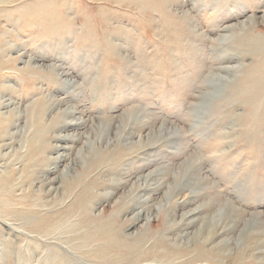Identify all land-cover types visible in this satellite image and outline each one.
Wrapping results in <instances>:
<instances>
[{
  "label": "rangeland",
  "instance_id": "1",
  "mask_svg": "<svg viewBox=\"0 0 264 264\" xmlns=\"http://www.w3.org/2000/svg\"><path fill=\"white\" fill-rule=\"evenodd\" d=\"M263 40L264 0H0V264H264Z\"/></svg>",
  "mask_w": 264,
  "mask_h": 264
},
{
  "label": "bare ground",
  "instance_id": "2",
  "mask_svg": "<svg viewBox=\"0 0 264 264\" xmlns=\"http://www.w3.org/2000/svg\"><path fill=\"white\" fill-rule=\"evenodd\" d=\"M224 41L225 42H229V41H231V39H228L227 37H225L224 38ZM252 43V42H251ZM252 44H254V43H252ZM251 47L252 46H250V45H248V48H249V50H252V52H255V51H258V52H260V53H258V54H261V55H263L264 54V40L263 41H259V42H257V41H255V45H254V47H252V49H251ZM264 56V55H263ZM234 58H237V56L235 55H233V54H228V53H226V54H221V55H218V58H217V60L216 61H219L221 64H223V63H229V61H232ZM239 58V57H238ZM263 66V69H264V64L262 65ZM262 66H260V67H262ZM237 71V69L235 68V67H220V68H218V74L219 73H222V72H226V73H230V72H236ZM251 78H252V82L254 83V85H256V86H259V85H263L264 84V80H262L261 78H260V75H256V74H252V76H251ZM214 79L215 80H219V77H218V75L217 76H215L214 77ZM69 113V112H68ZM72 113V112H71ZM38 138L39 139H41L42 138V136H38ZM42 140V139H41ZM36 141V140H35ZM39 141V140H38ZM145 188H147L146 186H144V187H141V189H145ZM181 190H183V189H181ZM190 196L189 197H196V195L194 194V193H192V192H190V194H189ZM188 202H190L189 200H186V201H184V203H183V205L184 204H186V203H188ZM201 212V210H197L196 212H191L190 214H189V217H190V215H193V214H197V213H200ZM188 217V218H189ZM136 219H138V218H136ZM193 221L194 220H190L188 223H187V226H189V225H191L192 223H193ZM117 241V239H116V237H115V235H112V238L110 239V242H114L115 244L117 243L116 242Z\"/></svg>",
  "mask_w": 264,
  "mask_h": 264
}]
</instances>
